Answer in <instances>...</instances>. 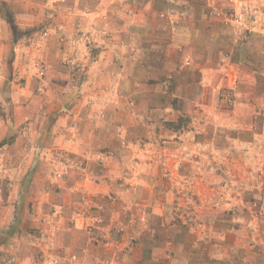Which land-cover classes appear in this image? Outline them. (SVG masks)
<instances>
[{
  "label": "rangeland",
  "instance_id": "1",
  "mask_svg": "<svg viewBox=\"0 0 264 264\" xmlns=\"http://www.w3.org/2000/svg\"><path fill=\"white\" fill-rule=\"evenodd\" d=\"M263 154L264 0H0V264L264 234Z\"/></svg>",
  "mask_w": 264,
  "mask_h": 264
},
{
  "label": "crops",
  "instance_id": "2",
  "mask_svg": "<svg viewBox=\"0 0 264 264\" xmlns=\"http://www.w3.org/2000/svg\"><path fill=\"white\" fill-rule=\"evenodd\" d=\"M200 73L201 69L196 68L195 76ZM189 233L182 238L180 235L169 236L174 246L172 264H264V234L257 231L252 234L226 232L217 246L215 240L206 246L196 244V237L191 231Z\"/></svg>",
  "mask_w": 264,
  "mask_h": 264
}]
</instances>
